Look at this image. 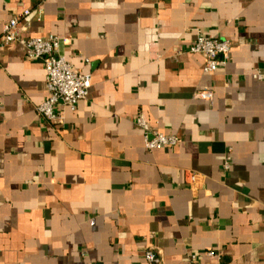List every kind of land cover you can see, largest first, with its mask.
I'll list each match as a JSON object with an SVG mask.
<instances>
[{
	"label": "crops",
	"instance_id": "1",
	"mask_svg": "<svg viewBox=\"0 0 264 264\" xmlns=\"http://www.w3.org/2000/svg\"><path fill=\"white\" fill-rule=\"evenodd\" d=\"M25 9L22 40L62 38L92 85L50 123L43 60L0 44V264H264V0H0V36ZM199 34L233 42L226 66ZM139 113L178 145L147 150Z\"/></svg>",
	"mask_w": 264,
	"mask_h": 264
},
{
	"label": "built area",
	"instance_id": "2",
	"mask_svg": "<svg viewBox=\"0 0 264 264\" xmlns=\"http://www.w3.org/2000/svg\"><path fill=\"white\" fill-rule=\"evenodd\" d=\"M39 8L37 20L41 19L42 10ZM31 14V9H25L21 18L18 16L10 18L3 26L0 44L7 46L22 41L30 59L43 60L48 96L36 107V110L44 120L63 124L62 108L66 107L75 111L78 104L88 98L92 77L90 74H82L75 70L73 65L61 54L62 38L50 34L43 37L29 36L24 41L22 40L21 35L29 32L31 27L29 19ZM232 47L233 42L230 39L199 34L187 52L203 55L206 59L204 71L210 74L216 72L219 67L227 65ZM194 96L212 103L214 92L203 87L197 90ZM134 123L137 128L143 131L145 147L149 151L172 148L180 142L176 134H167L152 127L143 113L134 117ZM199 176L194 171H188L186 173L187 183L195 184ZM216 256L217 253L213 250L191 253L187 264H205V257ZM144 257L147 264H165L163 257L154 248L147 249Z\"/></svg>",
	"mask_w": 264,
	"mask_h": 264
}]
</instances>
